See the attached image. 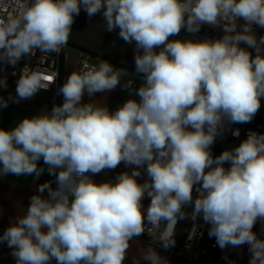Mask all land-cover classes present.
I'll list each match as a JSON object with an SVG mask.
<instances>
[{"label":"clouds","instance_id":"clouds-1","mask_svg":"<svg viewBox=\"0 0 264 264\" xmlns=\"http://www.w3.org/2000/svg\"><path fill=\"white\" fill-rule=\"evenodd\" d=\"M81 10L132 47L134 73L85 62L58 85L61 103L0 127V178L35 183L47 171L55 183L36 186L0 244L15 264H126L132 242L147 235L131 264H170L156 245L175 247L178 223L190 220L189 240L207 225L222 251L247 245L249 264H264V133L212 151L230 125L261 109L264 35L255 29H264V0H24L0 18V65L59 53ZM204 26L222 35L198 37ZM47 71L26 63L0 110L49 90L58 73ZM117 88L127 97L114 110L94 99ZM121 164L114 178L94 179Z\"/></svg>","mask_w":264,"mask_h":264},{"label":"crops","instance_id":"crops-1","mask_svg":"<svg viewBox=\"0 0 264 264\" xmlns=\"http://www.w3.org/2000/svg\"><path fill=\"white\" fill-rule=\"evenodd\" d=\"M183 37H187L186 34L182 31ZM69 43V42H68ZM70 52L64 54L63 60L60 62V77L58 85L62 84L64 78L69 75L73 71L78 70L79 63V53L76 49L71 48L68 45L67 47ZM98 65V63H97ZM2 77V76H0ZM16 78H7L8 87L7 89L0 88V95H3L5 98L8 95L15 94L16 88ZM58 87V86H57ZM57 89L51 92L40 91L30 100H23L20 103H10L6 109L0 110V127L10 128L12 127L18 119H21L25 116H33L41 112L43 109L48 108L51 109V106L55 104L57 95ZM97 93L94 99H99V103L103 104L107 103L110 110H114L117 106H119L127 97V93L120 88H117L113 92L109 94ZM89 98L85 96V101ZM255 125L264 126V105L261 106V109L252 120L251 123L243 124L244 127H252ZM240 140L229 141L227 143H219L215 142L212 147V151L214 155H219L223 150L234 147L240 143ZM42 165V161H41ZM124 171V170H123ZM117 171H108L102 172L94 177L97 182L105 181L110 179L111 175L115 176ZM52 180L53 177L49 176L47 171H45L38 181L33 182L32 177H15L13 175H9L4 178H0V209H2V213H0V234H2L3 230L8 226L10 217L15 216L16 214H22L24 208H26L29 204V198L36 191V186L39 183H43L45 181ZM149 204V200L145 198L144 205L147 207ZM24 207V208H23ZM192 221L184 220L180 222L179 229L180 234L176 241V245H180L182 238L187 231L189 224ZM254 231L257 232L258 235H261V224L257 222L254 227ZM264 238V235H262ZM210 239L207 236V240ZM147 242L138 238L132 242V249L129 253V259L126 261V264H131V257L135 255L136 248L139 246L146 245ZM0 244V248H1ZM157 250L160 254L166 257L170 264H213L208 259L198 255L191 254L187 259L181 257L176 253L173 249L164 250L159 246H156ZM8 247L4 246V251H8ZM227 256V259L225 257ZM224 260L222 264H249V253L247 245H244L240 248H228L225 254ZM0 264H15V259L13 257L8 256L7 254L0 251ZM55 264V261H53ZM142 264H147V262H142Z\"/></svg>","mask_w":264,"mask_h":264},{"label":"built area","instance_id":"built-area-1","mask_svg":"<svg viewBox=\"0 0 264 264\" xmlns=\"http://www.w3.org/2000/svg\"><path fill=\"white\" fill-rule=\"evenodd\" d=\"M24 2V0H0V18L2 19H9L11 17H14L17 15L19 11L20 5ZM255 31L258 35H264V29L256 28ZM199 36H205L209 38H217L222 35L221 32L208 28L207 26H204L201 28L200 32L197 34ZM68 47V43L66 46H64L59 53H51V54H43L37 52L36 56L31 58H24L22 59L15 67L8 66V65H0V76H6L7 78H13L16 80L18 79V76L20 74V70L23 68V66L27 63L30 67H43L46 68L48 71L45 74H52V73H58V77L55 80V83L50 87L49 90L45 92H51L53 90L57 89L58 83H59V77H60V62L63 60V49ZM79 63H78V70L83 68L84 63L87 62L89 65H97L92 59L91 55L85 52L79 53ZM15 72L16 75H13L12 73ZM129 78L138 79L134 76H131ZM139 81H137V84ZM43 91V90H42ZM231 130L239 129L240 136L234 137L232 135V131H226L223 136L218 137L216 142L219 143H227L229 141L234 140H240L246 138V134L248 131H255L257 133H264V126L261 125H255L252 127H244L243 124H234L229 126ZM123 170L119 171L122 172ZM118 172V173H119ZM53 187H55L54 183V177H53ZM181 222V221H180ZM180 222L177 225V234H176V241H177V235L179 231ZM198 223L203 225L202 220H198ZM192 227V222L189 224L187 231L185 232L182 241L180 245H176L175 247L171 248L176 251L177 254H179L181 257L187 259L189 255L191 254H198L209 261H211L213 264H222L224 263V257L228 249L221 250L215 242V238H210L207 240L208 236V226L203 225L197 234L196 237L189 240V230ZM144 240L148 243L149 237L147 235L143 236ZM5 244L1 245L0 251L7 254L8 256L12 257L10 255V251H4ZM159 246V245H156ZM160 247V246H159Z\"/></svg>","mask_w":264,"mask_h":264},{"label":"rangeland","instance_id":"rangeland-1","mask_svg":"<svg viewBox=\"0 0 264 264\" xmlns=\"http://www.w3.org/2000/svg\"><path fill=\"white\" fill-rule=\"evenodd\" d=\"M184 33L186 36L188 35L186 32ZM180 36L183 37L182 32ZM113 41H115L114 46ZM68 42L74 43L75 45L81 46L84 49H88L95 53L91 57L96 64L106 56L113 61H118L134 68L132 47L125 45L123 40L117 39L115 31L111 33L104 31L103 17L101 15H96L89 20L87 14L81 10L80 15L75 18V23L72 26V35ZM71 48L76 49L74 47ZM76 51L84 52L79 49H76ZM67 52L70 51L66 47L63 49V54H67ZM261 104L264 105V99H262ZM121 170H126L123 164L112 172H119ZM112 178H114V175L113 177L111 175L110 179ZM180 230L181 229L178 231L177 239Z\"/></svg>","mask_w":264,"mask_h":264},{"label":"trees","instance_id":"trees-1","mask_svg":"<svg viewBox=\"0 0 264 264\" xmlns=\"http://www.w3.org/2000/svg\"><path fill=\"white\" fill-rule=\"evenodd\" d=\"M68 45L71 46V47H74V48H76V49H79V50H81V51H84L85 53H88V54L91 55V56H92L93 54H95V53H93L92 51H89L88 49H84V48L81 47V46L75 45L74 43L69 42ZM103 59L108 60L110 63H112V64L115 65L116 67H125V66H127L128 71H129L130 73H134V68L129 67L128 65H124L123 63H120V62H118V61H113L112 59H109V58L106 57V56H104ZM61 102H62V97L57 96L56 101H55V104H59V103H61ZM140 238L144 239L143 236L140 237ZM170 249H171V248H170Z\"/></svg>","mask_w":264,"mask_h":264}]
</instances>
